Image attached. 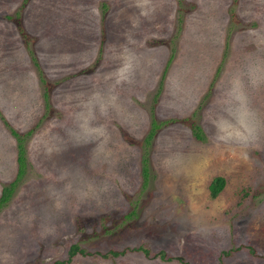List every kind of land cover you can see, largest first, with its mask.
Listing matches in <instances>:
<instances>
[{
    "label": "rangeland",
    "instance_id": "374dc122",
    "mask_svg": "<svg viewBox=\"0 0 264 264\" xmlns=\"http://www.w3.org/2000/svg\"><path fill=\"white\" fill-rule=\"evenodd\" d=\"M136 3L0 0V191L17 171L10 129L25 156L0 264H264V131L247 149L213 132L233 76L264 61V0H151L147 17ZM124 46L137 70L116 84ZM245 83L264 121V83ZM97 92L116 100L93 151L65 128Z\"/></svg>",
    "mask_w": 264,
    "mask_h": 264
},
{
    "label": "clouds",
    "instance_id": "9594fccd",
    "mask_svg": "<svg viewBox=\"0 0 264 264\" xmlns=\"http://www.w3.org/2000/svg\"><path fill=\"white\" fill-rule=\"evenodd\" d=\"M136 7L140 15L147 17L151 11V0H137ZM131 39V37H129ZM121 63L115 70L113 78L116 84H131L137 70L136 54L127 46L118 53ZM253 86L264 83V61L254 60L247 67L235 74L226 92V102L213 122V132L218 142L226 145H236L247 149L255 143L264 131V121H261L249 103L246 92V81ZM115 96L110 98L111 102ZM97 92L89 96L81 105L80 111L75 113L74 123L65 128L68 140L76 145L95 143L101 147V141L107 136V131L96 124L97 111L107 112L109 102ZM243 155L247 158V152Z\"/></svg>",
    "mask_w": 264,
    "mask_h": 264
},
{
    "label": "trees",
    "instance_id": "16d2710c",
    "mask_svg": "<svg viewBox=\"0 0 264 264\" xmlns=\"http://www.w3.org/2000/svg\"><path fill=\"white\" fill-rule=\"evenodd\" d=\"M157 127V125L155 124V122L153 120H151V124H150V129L144 139V141L146 143H148L149 139L152 137L153 133H154V129ZM195 129L197 127H194ZM198 130V129H196ZM11 135H13V137L16 139L17 141V152H16V163H17V171L15 174L14 179L9 182L7 185H4L1 188L0 191V208L8 201V199L10 198L17 182L20 180L21 176L24 173V167H25V156H24V151L22 148V138L21 136H18V134L10 129L9 130ZM193 136L195 139L197 140H201V135L199 134V132H195L193 131ZM141 176L143 178V182L146 181V177H147V165L145 162V159H142V167H141ZM223 186V178L222 177H215L211 180L209 186H208V192H209V196L210 198H214L215 195L221 190ZM76 252H79L80 254H83V250L79 249L78 247H76L75 245L71 246L69 249V258L70 256L74 255ZM111 255H116L118 253L110 251L109 252Z\"/></svg>",
    "mask_w": 264,
    "mask_h": 264
}]
</instances>
